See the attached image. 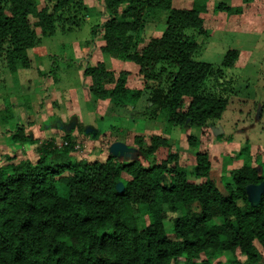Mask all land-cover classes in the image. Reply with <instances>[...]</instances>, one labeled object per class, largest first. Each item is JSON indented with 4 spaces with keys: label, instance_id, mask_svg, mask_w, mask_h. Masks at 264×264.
<instances>
[{
    "label": "trees",
    "instance_id": "trees-1",
    "mask_svg": "<svg viewBox=\"0 0 264 264\" xmlns=\"http://www.w3.org/2000/svg\"><path fill=\"white\" fill-rule=\"evenodd\" d=\"M0 0V56L10 72L29 68L28 50L57 27L82 25L90 9L81 0ZM109 18L100 24V51L122 54L152 86L149 109L170 125L202 128L218 119L226 100L203 93L210 63L195 60L197 43L184 33L208 34L200 16L206 8H175L172 0H101ZM148 9L166 10L158 37H138ZM37 29L39 31H37ZM237 51L227 50L222 66ZM168 69V70H167ZM95 99L134 104L141 89L127 84L129 71L115 74L102 61L83 72ZM111 84V88L107 84ZM0 114V126L5 125ZM7 141L32 140L16 126ZM52 138L38 157L0 166V264H264V189L257 201L248 186L263 177L244 164L222 187L210 175L206 152L196 153V179L187 177L178 155L151 163L73 160L69 134ZM169 145L152 135L142 152L149 157ZM216 261V262H215Z\"/></svg>",
    "mask_w": 264,
    "mask_h": 264
},
{
    "label": "rangeland",
    "instance_id": "rangeland-1",
    "mask_svg": "<svg viewBox=\"0 0 264 264\" xmlns=\"http://www.w3.org/2000/svg\"><path fill=\"white\" fill-rule=\"evenodd\" d=\"M36 1L39 7L46 4ZM81 1L89 7V16L79 27H57L53 35L41 38L28 50L29 68L10 72L0 56V114L7 117L0 126V166L26 158L34 161L47 139L62 145L67 142L65 134L73 141V160H104L112 155L119 161L138 159L149 164L175 153L187 177L196 180L195 155L206 152L210 175L221 189L231 180L233 169L244 164L254 168L263 177L260 185L248 186L249 197L256 202L264 189V0H172L175 8L206 7L200 16L208 34L192 28L184 33L198 45L193 58L213 68L201 91L227 104L218 119L202 128L170 125L164 114L149 109L150 87L156 82L145 86L136 64L122 54L100 51L104 41L99 25L109 15L101 0ZM167 15L166 10H146L138 37L160 36ZM230 49L237 51L234 64L222 66ZM98 61L115 74L129 71L128 86L142 90L134 104L93 97L90 77L83 72ZM18 125L24 126L32 142L7 141L12 134L3 131L14 132ZM152 135L166 138L169 145L147 157L142 150Z\"/></svg>",
    "mask_w": 264,
    "mask_h": 264
}]
</instances>
